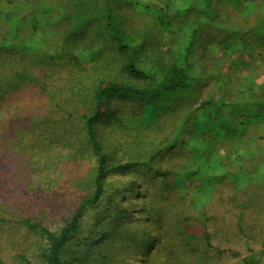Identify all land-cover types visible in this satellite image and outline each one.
<instances>
[{
	"label": "rangeland",
	"instance_id": "rangeland-1",
	"mask_svg": "<svg viewBox=\"0 0 264 264\" xmlns=\"http://www.w3.org/2000/svg\"><path fill=\"white\" fill-rule=\"evenodd\" d=\"M164 1L125 0L123 6L114 7L127 16L126 25L131 30L145 28L148 24L146 29L158 37L157 47L176 48L174 38L185 41L187 35L179 34L175 27L171 29L168 18H164V24L158 23L157 17L168 13L169 9L171 16L176 14V8L157 7L156 4ZM179 1L187 4L189 0ZM66 2L68 0H0V47L3 41L7 45L5 51H0L1 73L9 72L19 62L23 49L15 48L13 42H18L20 35L28 38L33 34L36 20L40 22L39 31L47 32L48 42L61 46L63 24L55 26L48 15L58 16L60 10L53 11V8H64L61 3ZM235 5L238 7L228 3L219 8L218 19L214 16L210 26L196 35L191 58L189 94L193 95L189 100L193 109L188 113L191 114L189 122L184 120L188 116L187 107L169 113L161 109V116L157 118L151 111L140 108L144 103L127 99L124 108L128 113L121 112L115 121L102 124L105 150L116 161L131 159L132 154L139 159L143 156L167 173L142 179L145 193L153 195L157 200L155 205H160L158 216L162 223L155 228L151 221L143 220L141 226L148 225L153 234L157 229L161 241L152 240L145 252L128 249L125 253H115L105 249L113 255L110 264H243V258L252 252L262 256L264 263V61L260 57L251 58L254 52L258 55L260 41L257 35L248 33L262 11L252 8L245 0H235ZM9 14H13L10 20ZM233 24H238L240 33L236 38L239 41L231 38L223 44L211 39L219 36V26ZM11 28H14L13 33ZM39 31L31 40L33 44L40 40L42 31L41 35ZM234 32L233 28L228 31L230 36ZM47 50L51 52V46L35 52L27 50L22 66L41 79L27 82L0 107V122H3L0 132H6L0 148V264H22V254L34 257L39 236L21 220L31 216L54 229L62 226L86 195L85 182L96 164L95 155L84 140H74L76 136L69 139L63 134L71 118L57 101L68 109L73 102L65 101L67 98L50 99L42 88L44 79L52 91L68 87L69 75L72 77L84 69L77 67L73 71L72 64L60 66L56 61L49 62ZM55 56L62 60L57 53ZM86 67L88 75H92L93 71L99 74L104 66L88 63ZM248 82L252 89L241 94L243 84ZM255 99L260 103L253 108L251 103ZM175 101L170 98L169 103ZM222 102L229 104L226 116L217 113L221 110L218 104ZM118 106L121 108L124 103ZM74 111L78 114V107ZM243 111L259 115L254 119L247 115L243 131L241 126L226 127V117L240 121ZM45 115L58 121L55 124L58 136L41 142L28 129L33 117L39 122ZM129 119H134L139 126L132 120L130 125L126 121ZM149 120L152 124L145 125ZM21 130L27 132L22 134ZM164 142L175 147L160 156L158 149ZM125 175L128 181H133L143 172L132 170ZM110 178L112 181L120 179L113 174ZM143 198L145 203L137 192L123 203L126 206L130 201L137 203L138 207L130 208V214L139 222L140 208H147L152 199L146 195ZM104 208L98 205L91 213L101 214ZM184 232L199 236L196 241L199 252L187 250L182 242ZM206 233L211 234L209 241Z\"/></svg>",
	"mask_w": 264,
	"mask_h": 264
},
{
	"label": "trees",
	"instance_id": "trees-1",
	"mask_svg": "<svg viewBox=\"0 0 264 264\" xmlns=\"http://www.w3.org/2000/svg\"><path fill=\"white\" fill-rule=\"evenodd\" d=\"M54 1L56 2V0ZM124 1L68 0L66 3H61V7L64 8H53V11L54 9L60 10L58 16L48 15V19L50 18L51 23L55 26L63 24L60 27L63 29L61 46L56 44L57 47H55V44L48 42L45 37L47 32L41 30V35V31H39L40 22L36 20L38 23L35 22L33 25V34L28 38L20 35L19 41L13 42L16 45L15 48L23 49V52H20L21 58L17 65L12 67L9 72H0L1 107L4 102L9 100L10 95L15 94L17 89H21L27 82H32L33 79L38 81L41 79V77L37 78L36 75L29 73L22 66V58L27 54V50L35 52L40 48L45 49L51 46L52 51H46L50 52L46 53L49 56V62L55 63L56 61V64L60 66L63 63L72 64L73 71L77 67H82L84 71H79L72 77L69 75L67 78L68 87L62 86L56 91H52L50 86L48 89V81L44 79L42 88L44 92L47 91L45 93L50 99L53 98L57 101L67 98L65 101L68 102L70 99L73 102L69 104L70 109H68L60 101H57V105L71 118L68 120L69 124L64 128L63 134H67L69 139L76 136L74 140H84L92 150L96 160L93 174L85 182L86 195L71 218L67 219L62 226L54 229L47 224L35 221L34 217H23L21 222L39 237L37 238L38 249L34 253V257L31 258L27 254H22V264H110L113 255L108 254L105 249H110L115 253L117 251L125 253L128 249H132V251L140 249L141 252H145L146 246L152 240H160L157 229L156 234H153L148 225L141 226L143 220L151 221L155 228L162 223L158 216L160 205H155L157 200L152 198L153 195L150 196L145 193L142 179L143 177L150 179L165 176L167 173L161 168L154 167L150 163L151 161L143 158V156L140 157L142 159H139L132 154L133 158L131 159L124 160L121 158L116 161L114 156L105 150L101 127L105 122L115 121L119 113H128L124 108L127 105L125 101L127 99L144 103L140 108L151 111V115L154 113V117L157 116V118L161 116V109L169 113L170 110L187 107L188 116L184 120L189 122L191 114L188 113L193 109L189 100L193 95L189 94L192 78L191 58L192 51H194L192 49L196 44V35L210 26V19H213L214 16L218 19L216 11L219 8H224V5L228 3L233 7H238V5H235V0H215L214 2L213 0H189L187 4H182L179 0L174 2L166 0L165 3L156 4L160 9H177L175 16H171L173 13L170 9L168 13L166 11L162 15L163 18L158 16V23L164 24V18H168L172 26L171 29L175 27L179 34L187 35L185 41H180L178 37L174 38L175 46L178 44L176 48L163 49L155 45L158 38L156 34H153L152 30L146 29L150 25L145 24V28H138V30H131L127 27V16L116 11L114 7L115 5L123 6ZM245 1H248L252 8H260L262 11L257 17L258 22L248 30V33L257 35L260 41L257 44L259 47L257 49L258 55L256 56L254 52L251 58L260 57L264 61V0ZM47 9L50 10V8ZM12 15L9 14V20ZM36 18L38 17L36 16ZM231 28L235 32L230 36L228 31ZM237 28L238 24L219 26V36L211 39L223 44L231 38L234 40L237 33H240ZM12 29L14 28H11L10 32ZM38 31L41 35L40 40L33 44L31 40L34 39L35 32ZM53 32H56L55 28ZM11 42L8 43L9 48ZM209 43L210 39L205 47ZM6 49V41H3L0 51ZM55 53L62 60L56 59ZM108 62L111 65H108ZM88 63H93L95 67L100 65L104 67L100 68L102 71L99 74L93 71L92 75H88L89 68L86 67ZM43 76L46 78V74ZM243 85L245 87L241 88V94L252 89L249 82ZM66 89L67 91H65ZM170 98L176 101L171 104L169 103ZM120 103H124L121 108L118 106ZM259 103L260 101L255 99L251 105L255 108ZM218 105H220L221 110L217 113L220 116L224 113L226 116L229 104L226 105L225 102H222ZM76 107H78V114L74 111ZM81 109L83 111H80ZM241 115L243 118L240 121L236 119L230 121L226 117L228 120L226 127L237 129L241 126V131H243L242 126L247 124V115L249 119H254L259 114H246L243 111ZM32 119V125L28 130L35 134L37 141L43 142L42 139L47 141L57 138L58 133L55 124L58 121L56 119L52 120L50 115H45L39 122L38 120L35 121L34 117ZM131 120L136 122L134 119L126 121L132 125ZM187 122L185 128L188 125ZM2 123L0 122V127H2ZM150 124H152L151 120L145 122V125ZM135 125L139 126L138 122ZM53 128L54 130L50 132ZM25 132L27 131L21 130L22 134ZM4 133L6 132L4 131L2 134L0 132V148ZM163 144L164 146L158 149L160 156L175 147V144L172 146L166 145V142ZM132 170H140L143 175L136 180L128 181L124 176ZM111 174L119 176L120 179L112 181ZM137 192L140 194L143 203H145L144 195L152 198L148 201L147 208L139 206V208L141 207L140 222L139 219L131 216L130 211V208L138 207L137 203L130 201L127 206L123 204L129 195L137 194ZM98 205L100 207L104 205L105 208L102 213L98 215L91 213L97 209ZM92 218L94 220L89 223L88 220ZM206 234L209 241L211 234ZM198 238V235L189 232L183 233L182 242L189 252H199L200 246L197 245L198 242L196 243ZM137 255L141 256L140 253ZM154 262L157 261L154 260ZM242 262L243 264H264L262 256H258L254 252L245 256Z\"/></svg>",
	"mask_w": 264,
	"mask_h": 264
}]
</instances>
